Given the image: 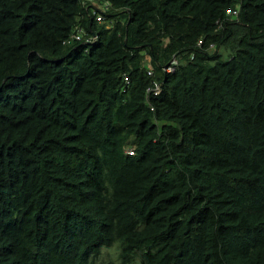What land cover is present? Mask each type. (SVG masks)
<instances>
[{"label":"trees","instance_id":"1","mask_svg":"<svg viewBox=\"0 0 264 264\" xmlns=\"http://www.w3.org/2000/svg\"><path fill=\"white\" fill-rule=\"evenodd\" d=\"M0 264H264V0H0Z\"/></svg>","mask_w":264,"mask_h":264},{"label":"built area","instance_id":"2","mask_svg":"<svg viewBox=\"0 0 264 264\" xmlns=\"http://www.w3.org/2000/svg\"><path fill=\"white\" fill-rule=\"evenodd\" d=\"M101 7L103 8L104 11H106V14L103 11H98L96 9H94V15H95V19L98 22H107V12H108V3H105L103 5H101ZM108 8V9H107ZM227 12L231 13L232 15H237L238 14V9H232V11L230 9L227 10ZM112 22V20H111ZM86 31H84V29H78L76 32H74L72 34V39L74 40H82L85 39L89 42H94L97 40V35L96 34H88L87 37H84L86 35ZM84 37V38H83ZM70 41V40H69ZM178 65V60L176 58H174L171 63L166 67V71L167 72H174L176 67ZM148 73L150 75H152L153 69L151 68ZM125 80L128 82V77L125 76ZM154 93L155 95L161 93V88L160 85L158 83H156V85L154 87H149L148 88V94ZM130 153H134V151H129Z\"/></svg>","mask_w":264,"mask_h":264},{"label":"clouds","instance_id":"3","mask_svg":"<svg viewBox=\"0 0 264 264\" xmlns=\"http://www.w3.org/2000/svg\"><path fill=\"white\" fill-rule=\"evenodd\" d=\"M103 5V4H102ZM87 10H88V8H87ZM96 10H98V9H96ZM98 11H100V10H98ZM93 12H94V9H93ZM92 12V17H91V21H92V23L93 22H95V23H100V24H103V23H106V22H98V21H96V19H95V15H94V13ZM84 29V31H86L87 33H86V35L84 36V37H87L88 36V34H96L97 35V40L96 41H94V42H89V41H87V40H85V39H80V40H74V39H72V34L74 33V32H76L78 29ZM83 37V38H84ZM100 38H101V36L99 35V33L96 31V30H94L93 29V27H90L89 29L86 27V26H84L82 23H79V24H77L75 27H74V29H73V31L71 32V34H70V36L65 40V44H67V43H72V42H75V44H78V43H81V44H83V45H85V46H87V49H86V51L87 50H89V47H91V45H94V44H96V43H98L99 41H100ZM70 40V41H69ZM174 58H176L177 60H178V65H177V67H176V69H175V71L177 70V68H178V66H179V64H180V61H179V59L177 58V57H174ZM173 58V59H174ZM172 59V60H173ZM171 60V61H172ZM171 63V62H170ZM169 63V64H170ZM168 64V65H169ZM168 65H166L165 66V68L163 69L166 73H174V72H167L166 71V67L168 66ZM147 68V72L152 68L153 69V67L151 66V67H146ZM153 72H154V69H153ZM149 74V73H148ZM150 75V74H149ZM152 75H154V73L152 74ZM152 75H150V76H152ZM126 76V75H125ZM128 77V76H127ZM128 82H129V78H128ZM156 83H158L159 85H160V88H161V93H162V86H161V84L159 83V82H156ZM156 83H154V85L153 86H150V87H154L155 85H156ZM161 93H159V94H157L156 96H158V95H161ZM154 94V93H153ZM155 95V94H154ZM147 96H148V98H150V94H148V90H147ZM133 149H128V152L129 151H132ZM134 151V150H133ZM130 153V152H129ZM130 154H133V153H130Z\"/></svg>","mask_w":264,"mask_h":264}]
</instances>
